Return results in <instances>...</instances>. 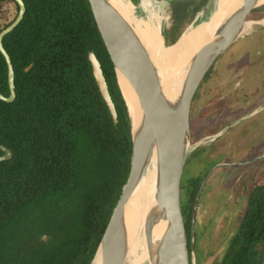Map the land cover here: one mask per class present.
I'll return each instance as SVG.
<instances>
[{"label":"trees","instance_id":"16d2710c","mask_svg":"<svg viewBox=\"0 0 264 264\" xmlns=\"http://www.w3.org/2000/svg\"><path fill=\"white\" fill-rule=\"evenodd\" d=\"M6 1L17 11L14 0H0ZM22 1V19L2 37L15 96L11 102L0 99V145L11 152L0 161V264H90L130 169L126 106L88 0ZM180 4H169L171 24L162 30L166 45L176 41L192 15L185 16ZM261 13L258 8L251 16ZM90 51L116 123L92 76ZM0 93L9 94L1 54ZM189 187L187 234L197 189ZM263 244L261 183L249 192L236 230L214 264H262Z\"/></svg>","mask_w":264,"mask_h":264},{"label":"water","instance_id":"95a60500","mask_svg":"<svg viewBox=\"0 0 264 264\" xmlns=\"http://www.w3.org/2000/svg\"><path fill=\"white\" fill-rule=\"evenodd\" d=\"M128 1L133 6L132 10L137 13L139 0ZM162 1L169 4L176 0ZM219 1L221 0L192 1L185 10L188 11L202 5L171 45L178 41L188 27L195 26L197 28L210 19L217 12ZM14 2L17 5L16 16L8 25L0 29V54L7 68L9 92L6 97L0 93V99L6 102H11L15 96L14 73L9 56L2 46V37L20 22L25 11L22 0H14ZM88 3L113 65L116 82L126 106L131 136L128 177L122 186L119 198L90 264H113L112 244L115 242L119 230L124 236L123 212L125 205L150 164L155 168L150 189L153 207L152 218L156 223H164L159 241L151 252L150 264H195L192 228L195 217L194 209L201 187L194 199L190 231L187 234L182 184L183 169L193 145L190 139V128L195 92L216 57L250 27L242 30L243 22L255 21L257 24L263 25L262 19L249 20L248 17L258 8L264 11V0H240L237 7L234 6L228 13L221 15L217 24L205 37L206 39L204 38L205 40L202 42L199 41L198 44L196 41V48L194 47L191 51L184 68L177 72L179 74V80L176 83L177 89L170 96L162 92L159 82L152 77L150 69L154 67V64L132 26V22L121 8L112 0H88ZM238 22H241L242 25L236 31ZM160 35L163 39L161 33ZM163 44L171 46L166 45L164 41ZM87 59L98 91L113 123H116L115 108L108 94L99 62L91 51L88 52ZM119 75L127 82L129 91L124 92ZM127 95L131 99L133 108L130 107ZM0 150L3 152L0 161L11 157L10 150L3 145H0ZM41 238L44 241L48 239L44 235ZM123 263L124 261L121 262V264Z\"/></svg>","mask_w":264,"mask_h":264},{"label":"rangeland","instance_id":"374dc122","mask_svg":"<svg viewBox=\"0 0 264 264\" xmlns=\"http://www.w3.org/2000/svg\"><path fill=\"white\" fill-rule=\"evenodd\" d=\"M161 1L162 6L158 8V13L161 15V34L162 30L169 28L171 24V6L167 3ZM194 0H182V4L178 7L184 12V15L188 16L190 13L192 14L188 21L185 22V27L188 23L193 19L196 14L195 11L192 13V8L190 10H185L186 7ZM185 5V7H184ZM178 9V8H177ZM17 11L15 10V6L10 1L0 2V28L4 26L7 22H9L14 14ZM264 11L260 14H251L249 15V20H259L262 19L264 23ZM260 15V16H259ZM186 19V18H185ZM252 21L243 22V25L248 24ZM242 25L240 23L238 26ZM264 25V24H263ZM184 27V28H185ZM183 28V29H184ZM183 31V30H182ZM253 40V41H252ZM259 40V41H258ZM164 41V40H163ZM258 41V44L264 43V27L261 24H252L249 28H247L242 36H240L237 40H235L232 44L226 47L215 59L213 66L209 69L204 81H206L205 85H211L214 89L219 86V90L211 91L210 95L207 98L204 96L203 103L206 104L205 112H210L215 110L219 104L227 105L228 100L224 98L226 96L224 93V88L226 87H244V85H248L251 90L255 88V91H251V93H246V99L250 100L251 104L255 102L258 103L261 99L264 98V75L258 78L250 77H242L232 74V71L235 68L239 67L240 60L244 59L243 54L250 51V47L253 46V43ZM251 45V46H250ZM249 57V55L247 54ZM228 61V64L226 62ZM225 68L227 69L225 71ZM252 71V69H249ZM247 70L246 74H250V71ZM240 71L238 69L237 73ZM254 72V71H252ZM228 74V75H224ZM204 83H202L203 85ZM201 85V86H202ZM230 93V92H229ZM231 96V95H230ZM261 97V98H260ZM260 98V99H259ZM221 106V105H219ZM193 111V110H192ZM264 111L258 113L256 115H251L248 118H245L240 121L236 126H234L233 136L230 137V133L226 132L222 134L220 137L216 138V141L213 144V149L217 148L213 154L204 153L202 149L192 153L187 157L186 164L182 173V184H183V192H184V205L187 199V187L190 185L187 183L186 178L190 179L192 176L198 173L199 170L202 169L201 165L207 166L213 162L220 161H229L230 159L234 160L237 157L241 156L242 147L248 145L249 142L252 143H260L259 136L264 133ZM193 119L191 117V127H192ZM217 129V128H216ZM252 131V134L250 133ZM251 136V137H250ZM190 139H191V128H190ZM259 141V142H258ZM192 142V139H191ZM193 143V142H192ZM247 147V146H246ZM259 147V151L264 149V143L261 145H257ZM245 148V147H243ZM212 149V150H213ZM190 154V153H189ZM201 159V161H200ZM200 161V162H198ZM262 163V162H261ZM264 163V162H263ZM260 163H256L252 165L251 168H256ZM264 166V164H263ZM262 166L263 170L264 167ZM228 167H219L215 170L213 176L207 181L203 190L200 192L198 196V200L196 202L195 217L193 224V244H194V254H195V264H214L215 261L219 260L227 246L228 240L231 235L236 230V227L239 223L240 216L244 212L245 209V195L244 191H238V195H242L240 197V204L234 203L233 198L236 195V186L232 189L231 186L227 183H222L221 178L225 175ZM261 171L258 177V181L264 180V171ZM252 184V182H251ZM186 185V186H185ZM230 186V188H229ZM249 186V185H247ZM240 190V189H239ZM241 193V194H240ZM246 193H248L246 191ZM244 195V196H243ZM193 207V205H192ZM264 249V244H263ZM132 257H127L123 264L132 263Z\"/></svg>","mask_w":264,"mask_h":264},{"label":"bare ground","instance_id":"6f19581e","mask_svg":"<svg viewBox=\"0 0 264 264\" xmlns=\"http://www.w3.org/2000/svg\"><path fill=\"white\" fill-rule=\"evenodd\" d=\"M112 1L121 8L132 22V26L139 35L154 64V67L150 69V73L159 82L162 92L168 96L176 91V83L179 80L177 72L184 68L191 51L196 45V41L198 44L205 40V37L211 28L217 24L221 15L228 13L234 6L237 7L240 4V0L219 1L217 12L210 19L197 28L195 26L188 27L174 45L165 46L160 35L162 17L158 13V8L162 6L161 1L139 0L137 13L132 10L133 6L128 0ZM240 23L236 24V31L241 26H238ZM255 23V21H252L243 25L242 30ZM119 80L124 92L129 91L130 88L127 82L120 75ZM129 104L133 108L130 98ZM154 175L155 168L150 164L144 177L137 184L125 205L123 212L124 236L121 235L119 230L115 242L112 244L113 251L111 255L113 264H121L128 256L132 257V255L133 259L130 264L151 263V252L158 243L164 228V223H156L154 218H152L153 207L151 205L150 189Z\"/></svg>","mask_w":264,"mask_h":264},{"label":"flooded vegetation","instance_id":"af4514ba","mask_svg":"<svg viewBox=\"0 0 264 264\" xmlns=\"http://www.w3.org/2000/svg\"><path fill=\"white\" fill-rule=\"evenodd\" d=\"M261 26L264 27V25ZM258 41L253 43V46L250 47V51H247V53L243 54L244 59H239V67L235 68L230 75L235 74L237 76H241V78L245 76L246 78H253V76L255 75L254 79L260 76L262 77L264 75V43L258 44ZM247 54L249 55V57L247 56ZM226 64H228V61L226 62ZM212 66L213 65H211L210 68ZM209 69L203 76L195 92L192 111L193 122L191 127V139L193 145L189 155H192V153L200 149H202L204 153H208L209 150H211L208 154H213V152H215V150L217 149H213V144L216 141L217 137H220L226 132L230 133V137L233 136L231 134V132L233 133L232 128L240 123L241 120L248 118L253 114L256 115L264 111V98L261 99L258 103L255 102L254 104H251L250 100L246 99L245 97L246 93H251V91L254 92L255 88L251 90L248 85H244V87H240L238 85V87L232 86L224 88V93H226V96H224V98L228 100L227 105L223 106L224 104H219L221 106L218 105L215 110H212L209 113L205 112L206 104L203 103L204 96L205 98H207L208 95H210L211 91L219 90V86L214 89L210 84L208 86L205 85L206 81H204V79L209 72ZM238 69H240V71L237 73ZM249 69H252V71L254 72L250 71ZM226 70L227 69L225 68V71ZM247 70H249L250 74L252 75L246 74ZM202 83L204 84L202 85ZM250 133L252 134V131ZM259 140L260 143L251 142L250 144L249 142V144L246 145L247 147L244 145L243 147L245 148L242 147L243 153H241V156L237 157V159H230L229 161L223 160L217 163L213 162L210 165L207 164V166L201 165L202 169L199 170L197 174L192 176V178L190 179L186 178L187 183L190 185L189 190L196 186V196L198 189L201 187L199 190L200 194L207 181L211 176H213L217 168L228 167L225 172L226 174L221 178V182L229 184L231 186V188L229 186L230 189L235 186L237 187L235 188L236 195L233 198L234 203H241L240 197L242 195L237 196V192H240L241 190L244 191V201L246 206L248 194L251 189L258 184L264 183V180L258 181L259 174L263 170L262 166L264 164V149L259 151V147H257V145L262 146V144L264 143V133L259 136ZM256 163L260 164L256 168L252 169L251 166L255 165ZM197 180L198 183H195ZM203 180L204 182L202 183ZM246 191L248 193H246Z\"/></svg>","mask_w":264,"mask_h":264},{"label":"built area","instance_id":"2783aa9c","mask_svg":"<svg viewBox=\"0 0 264 264\" xmlns=\"http://www.w3.org/2000/svg\"><path fill=\"white\" fill-rule=\"evenodd\" d=\"M264 24V23H263Z\"/></svg>","mask_w":264,"mask_h":264}]
</instances>
